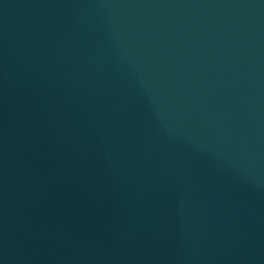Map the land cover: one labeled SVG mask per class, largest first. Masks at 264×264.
I'll use <instances>...</instances> for the list:
<instances>
[{"label": "water", "instance_id": "1", "mask_svg": "<svg viewBox=\"0 0 264 264\" xmlns=\"http://www.w3.org/2000/svg\"><path fill=\"white\" fill-rule=\"evenodd\" d=\"M0 264H264V0H0Z\"/></svg>", "mask_w": 264, "mask_h": 264}]
</instances>
